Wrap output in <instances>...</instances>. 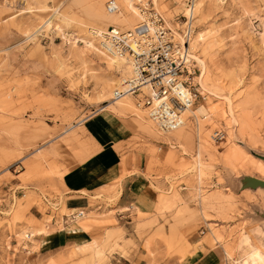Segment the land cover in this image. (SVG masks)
Returning <instances> with one entry per match:
<instances>
[{
    "label": "rangeland",
    "instance_id": "rangeland-1",
    "mask_svg": "<svg viewBox=\"0 0 264 264\" xmlns=\"http://www.w3.org/2000/svg\"><path fill=\"white\" fill-rule=\"evenodd\" d=\"M105 1L0 0V264H108L112 254L137 264L140 249L161 252L147 264H250L251 249L264 250L254 212L264 211V187L236 182L264 179L253 153H264V0H114L116 13ZM192 2L200 95L182 125L162 131L130 97L110 101L129 69L90 30L129 29L145 7L178 31ZM97 133L140 157V178L127 188L118 175L92 192L70 215L91 240L54 249L49 222L68 210L44 195L59 192ZM120 187L128 210L113 205Z\"/></svg>",
    "mask_w": 264,
    "mask_h": 264
},
{
    "label": "built area",
    "instance_id": "built-area-1",
    "mask_svg": "<svg viewBox=\"0 0 264 264\" xmlns=\"http://www.w3.org/2000/svg\"><path fill=\"white\" fill-rule=\"evenodd\" d=\"M192 4L183 15L178 31L167 25L159 12L142 8L141 19L133 27L121 30L112 25L104 33V47L123 57L129 65L119 85L111 89V100L130 97L162 131L177 127L182 121V112L200 95L195 79L199 69L189 48ZM105 8L116 10L115 1L106 0ZM212 136L222 135L214 130Z\"/></svg>",
    "mask_w": 264,
    "mask_h": 264
},
{
    "label": "crops",
    "instance_id": "crops-1",
    "mask_svg": "<svg viewBox=\"0 0 264 264\" xmlns=\"http://www.w3.org/2000/svg\"><path fill=\"white\" fill-rule=\"evenodd\" d=\"M104 124L103 120H100L98 127L100 129H106L107 124ZM115 133L117 134V132ZM110 134L113 135L111 132L108 137L112 138ZM95 136L92 145H90L92 147L90 153L71 166L69 164L66 171L63 172L61 176L62 184L59 186V192L53 194L52 198H47L44 195V199H46V201L50 199L55 207H59L62 204L63 208L68 210L62 213L59 219H53L49 222V226H54L55 228L49 233V240L54 249L71 245H80L91 240V229H80L78 225L74 223V216L70 215H73L78 209L89 208V196L92 192L108 185L109 182L107 181L116 178L118 175L123 174L120 179L121 185H126L127 182H130L129 185H126L127 188L131 186L134 180L140 178L137 173L139 169L140 171L142 170L139 166L141 163L139 156L132 157L126 152L120 156L118 151L113 149L114 140H112L111 144H107V138L103 134L97 133ZM123 190L122 187L119 188L113 205L124 206V208H126L125 210H128L130 209V204L128 203L131 201H122V198H124V194H122ZM99 204L100 206L103 205V203ZM141 207L149 209V205L146 206L147 208L144 205ZM115 215H119V212ZM115 217L117 218V216ZM58 223H60L59 227H57ZM71 226L74 227V229L70 228ZM155 253L161 252L157 250L156 252L154 251V253H146L144 250L140 249V252L137 253V264H147L148 260L153 257ZM117 257L119 259L120 257L125 258L121 254H112L108 260V264H116ZM125 260L127 259L125 258ZM105 264H107V262ZM158 264H162V262Z\"/></svg>",
    "mask_w": 264,
    "mask_h": 264
},
{
    "label": "bare ground",
    "instance_id": "bare-ground-1",
    "mask_svg": "<svg viewBox=\"0 0 264 264\" xmlns=\"http://www.w3.org/2000/svg\"><path fill=\"white\" fill-rule=\"evenodd\" d=\"M116 10H112V11H108L106 8V11L108 12V13H116V12H118L119 11V6H118V4L116 3ZM142 8H145V7H142ZM142 8H139V13H141L142 11H141V9ZM143 10V9H142ZM109 27V26H108ZM107 31V29L106 30H102V29H98V28H91V30H90V32H91V34L94 36V37H97L98 38V44H99V46H100V50L104 53V54H106L107 56H110V57H112V58H118V59H121V60H123V61H125L124 60V58L123 57H118V56H116L114 53H112V52H110L106 47H104V33ZM190 42H191V37H190V40H189V48H190ZM89 45L91 46V44L89 43ZM109 51H107L106 49ZM100 51V53H102ZM190 56L193 58V56H192V53L190 52ZM112 61H113V59H112ZM125 63H127V62H125ZM127 66H128V69H129V65H128V63H127ZM117 85H119V82H118V84ZM116 85V86H117ZM125 97H128V96H123V97H121V98H118L117 100L115 99V100H110V101H112V102H116V101H118V102H120L119 100L121 99V101H122V98H125ZM117 102V103H118ZM188 107H191V106H188ZM188 107L186 108V109H188ZM144 109V108H143ZM185 109V110H186ZM184 110V111H185ZM182 114H183V112H182ZM184 122V118L182 117V121H181V123L178 125V126H180V125H182V123ZM177 126V127H178ZM176 128V127H175ZM174 129V128H173ZM172 129V130H173ZM79 212H81V211H79ZM77 215H79V214H77ZM262 248V247H261ZM259 246H255V247H253L252 249H251V251L248 253V260L250 261V264H264V250H262ZM264 248V247H263ZM247 260V261H248Z\"/></svg>",
    "mask_w": 264,
    "mask_h": 264
},
{
    "label": "water",
    "instance_id": "water-1",
    "mask_svg": "<svg viewBox=\"0 0 264 264\" xmlns=\"http://www.w3.org/2000/svg\"><path fill=\"white\" fill-rule=\"evenodd\" d=\"M255 155L261 157L264 159V153H258V152H253ZM257 186L264 187V179L263 178H258L253 175L249 174H242L236 182V187L237 190L242 189L243 187H248L250 189H255ZM255 214L264 218V211L260 212L258 210H254Z\"/></svg>",
    "mask_w": 264,
    "mask_h": 264
}]
</instances>
